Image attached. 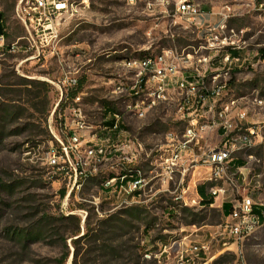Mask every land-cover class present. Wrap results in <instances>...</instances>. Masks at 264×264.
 I'll return each mask as SVG.
<instances>
[{
  "label": "rangeland",
  "instance_id": "1",
  "mask_svg": "<svg viewBox=\"0 0 264 264\" xmlns=\"http://www.w3.org/2000/svg\"><path fill=\"white\" fill-rule=\"evenodd\" d=\"M19 1L0 0L6 33L0 40V264H57L66 251L63 238L76 222L51 219L54 223L46 227V237L35 239L39 228L32 226L46 214L81 219L79 237L85 236L79 241L78 256L73 245L76 237H68L70 254L65 264H110L104 258L96 261L91 252V237L99 230L106 236L123 235L127 264H173L180 244L209 239H213V252L203 264H264V224L234 245H224L221 211L216 206H201V202L192 204V192H184V201L178 199L182 189L173 184L168 188L157 177L161 156L156 147L163 146L166 134L178 125L176 86L170 87L175 100L153 108L144 118L127 110L126 94L118 88L134 79L127 60L168 50L194 53L205 43L203 33L180 20L173 22L164 7L157 5L158 0H137L135 4L128 0H70L76 11L59 21L56 41L50 31L27 40V31L17 17ZM197 1L204 10L216 13L211 19L215 25L221 19L218 12L227 4L234 5L236 13L229 18L224 35L242 46L238 51L248 61L232 71V96L245 97L248 121L249 115L251 121H264V104L254 102L255 98L264 99V0ZM174 8L171 0L169 12ZM51 42L54 47H48ZM13 44L20 47L10 51ZM31 44L34 49L28 48ZM73 74L83 81L81 108L87 128L79 130L80 141L72 144L69 155L53 165L49 153L53 147L59 149L57 137L70 145L68 131L75 126L70 110L67 120L63 114L52 117L61 96L52 82ZM42 81L51 86L49 103L43 95L34 100L39 102L36 107L28 94L37 90L44 94ZM105 105L123 112L125 133L121 139L141 143L144 152L155 149L137 164L147 185L136 198L101 188L109 177L127 168L117 160L123 155L114 151L117 141L104 138ZM262 125L264 122H259V127ZM102 145L110 152L105 159L88 156L90 148ZM249 153L257 159L249 161L243 152L238 153L234 161L242 164L232 172L242 175L244 163L249 162L248 179L240 183L256 204L264 205V145ZM204 180L207 183L208 179ZM188 181L189 185L198 184V175L187 176L185 185ZM203 185L206 195L199 190L198 194L209 198L207 185ZM62 190H66L64 197ZM194 197H198L196 188ZM111 215L123 221L116 227L104 224ZM29 227L33 229L31 239H19L20 232ZM201 253H208V246H201Z\"/></svg>",
  "mask_w": 264,
  "mask_h": 264
},
{
  "label": "built area",
  "instance_id": "2",
  "mask_svg": "<svg viewBox=\"0 0 264 264\" xmlns=\"http://www.w3.org/2000/svg\"><path fill=\"white\" fill-rule=\"evenodd\" d=\"M130 4H135L137 0H128ZM175 8L169 12L168 6L171 0H158L157 5L164 7V12L173 19L186 23L189 26L196 27L203 33L202 43L194 53L186 55L175 53L168 50L162 53L160 59H151L145 61H132L137 67V81L119 88L125 92L126 97L129 93H136V103L131 106L129 112H145L147 108H141V101H148V106L154 98L163 96L164 83H171L176 86L178 113V125L173 131L167 134H174L176 145L167 144V134L163 146L156 149H168V156L159 160L158 178L163 185H175L176 189H182L177 197L184 201V192H192V204L200 205V201H208L201 197H194V188H200L201 177L210 176L213 178L234 179L236 190H217L216 202H210L209 206H216L223 215V224L220 225L223 231L220 235L223 237L224 245H234L243 238L253 234L262 223L260 216L255 212V201L253 196L243 184L241 179L247 180L249 162H245L242 169V175L228 174V162H232L234 153L243 145L259 140V122L264 121H242V97L232 100H225L223 104H216L217 93L224 91L231 85L232 71L237 67H243L248 58L243 56L239 49L242 46L236 45V42L224 35L227 29V22L233 13V5H225L219 13V23L212 24V17L215 12H201L192 10V3L189 0H173ZM17 17L27 31L26 39L35 38L40 33L52 32V38H58V23L61 19L73 15V11L68 8V0H20L17 5ZM4 36L0 37V40ZM1 45V43H0ZM54 47L50 43L48 47ZM17 44L11 46L10 51L18 49ZM29 49H34L31 44ZM208 54H203L202 51ZM237 52L236 54L234 52ZM165 57L174 59V66H166ZM195 60V75H188V70H184V61ZM223 78V80H221ZM52 82V81H51ZM60 91V99L57 101L52 113L62 115L67 120V111L70 110L73 119L78 120V129H70L71 144L66 145L57 137L60 142L59 149L53 147L50 151V163L57 164L60 157L69 155V149L72 144L77 145L80 141L79 130L87 128L86 121L82 112L81 104L83 93L77 90L81 84L79 75L63 76L57 82H52ZM256 102L263 100L255 98ZM233 108H240V115H233ZM215 109H222V123L213 121ZM114 115V131L116 133L118 145L126 142L121 139L124 131L119 129V117ZM200 116H209V123H200ZM179 118H186V126H179ZM247 131L245 142H238V132ZM213 139L218 141L213 142ZM141 147L139 142H135V149L127 158L117 159L120 165L136 166L140 163ZM150 149V156H152ZM93 151H103L105 159L110 152L102 145L96 150H89V157H93ZM257 159L252 156L249 161ZM78 178V169L76 168ZM81 175L83 171L79 170ZM198 175V184L185 185L187 176ZM147 177L124 178L114 181L110 185L101 186L111 188V192L125 193L136 198L141 195L139 192L147 185ZM125 203H129L124 199ZM190 205V204H186ZM226 206V209H225ZM213 237V234H211ZM201 246H208V253H201ZM213 239L203 242L180 244L173 264H203L207 261L209 255L213 252ZM171 248V247H170Z\"/></svg>",
  "mask_w": 264,
  "mask_h": 264
},
{
  "label": "bare ground",
  "instance_id": "3",
  "mask_svg": "<svg viewBox=\"0 0 264 264\" xmlns=\"http://www.w3.org/2000/svg\"><path fill=\"white\" fill-rule=\"evenodd\" d=\"M189 1L193 2L192 3V10H200L201 12H205L202 9L201 4L199 2H197L196 0H189ZM68 8L71 11H73V14L76 11L75 4L73 2H71L70 0H68ZM233 13L234 14L236 13V9H235L234 5H233ZM161 57H162V53H160V54L159 53H157V54L150 53V54H146L145 56H143V58H140V59H129V60H127L126 64L129 67L134 69L133 81H137V67L134 66V63L132 61H145V60H151V59H160ZM165 64H166V66H174V59H172V57H165ZM193 67H195V60L184 61V70L191 69L192 74H190V75H195V68H193ZM171 86H172L171 83H164L163 96H160L159 98H154L150 102V106H148V101H141V108H147L146 111L142 112V113H135L133 115H135L139 118H144L153 108L159 106L160 104H164V105L171 104V101L175 100L174 97L172 96L173 93H172L171 88H170ZM121 87H123V84L120 85L118 88H121ZM174 90H176V88H174ZM175 93H176V91H175ZM232 93H233V91H232L231 86H228L227 88L224 89V91L217 93L216 104H223L225 102V100L235 99L236 97L232 96ZM176 95H177V93H176ZM237 98H240V97H237ZM244 98L245 97H242V112H243L242 113V121H248L247 105H245L247 103L243 102ZM125 101L127 102V110L129 111L131 106H133V104L136 103V93H129V95L125 98ZM254 102L256 105L260 106V105L264 104V99L261 101H258V103L256 102V100ZM176 103H177V98L175 100V104ZM120 109H114L112 112L104 113L105 117L103 120V123H104L103 128H104V132H105L104 138L106 141L110 142L112 139L116 140V133H115L114 128H113V126H114V115L123 114V112ZM233 115H240V108H233ZM222 119H223L222 109H215L214 114H213V121H215V123H222ZM122 120H124L123 116H120L119 117V129H122V131H124V133H125V129H124L125 127L122 126V125H124ZM109 121H112L113 124L108 125ZM72 123L75 126V128H72V129H78V120L73 119ZM179 123L184 124V126H186V118H179ZM200 123H209V116H200ZM263 128H264L263 125L259 127V140L252 141L251 143H247L246 145H243L242 148H238V152L234 153V157L232 158V162L236 158V155L238 153H241V152H243L245 154V157L247 159L251 158L252 156H255L254 153H249V151L251 149L253 150V148L256 147L257 145L261 146L264 144ZM246 138H247V131H239L238 132V142H245ZM167 144L168 145H176V138H175L174 134H167ZM140 146H142L141 143H140ZM97 148L98 147H94V148L92 147L89 150H96ZM134 148H135V141L126 140V142L118 145L117 148H114V151L118 152V153L123 152V155L120 157L122 159V158H127V156L133 152ZM89 150H88V153H89ZM157 153H160L161 158H163L165 156H168V149H160L157 151ZM144 154H146L147 156H150V151L148 150V151L144 152V149L141 147L140 158L143 157ZM49 155H50V153H49ZM93 157H99V158L103 157V151H93ZM232 162H228V174L237 175L236 173L232 172V169H233ZM137 164H136V166L126 165L127 168L123 172H121L119 175L109 177L105 181L104 185H110L114 181L124 179V178H141V176H142L141 172L142 171L139 168H137V166H138ZM134 167H136V168H134ZM201 179L202 180L208 179L207 183H206L207 190H208V193L213 197L214 200H216V191L217 190H236V182L234 181V179L213 178V179H211V181H210V177L209 178H201ZM204 182H205V180H204ZM105 189L107 190L109 188H105ZM196 193H197V196L200 197L198 194V188H196ZM200 202H202V201H200ZM203 248L206 249L207 246H203Z\"/></svg>",
  "mask_w": 264,
  "mask_h": 264
},
{
  "label": "trees",
  "instance_id": "4",
  "mask_svg": "<svg viewBox=\"0 0 264 264\" xmlns=\"http://www.w3.org/2000/svg\"><path fill=\"white\" fill-rule=\"evenodd\" d=\"M3 15H5V14L3 13ZM5 34L6 33H4V35ZM10 50H11V48H10ZM234 53L236 54L237 52L235 51ZM232 83H233V79L231 81V85H232ZM40 84L45 87L44 88L45 93L43 94V91L37 90L35 92L33 91V93H31V94H28V96H31L30 97L31 100L34 101V100L41 98L44 95L43 97H45L47 103H49L48 94H49V89L51 86L49 83H47L45 81H42ZM82 85H83V81H81L79 88L73 92V95H75L78 91H80L82 89ZM34 102H35L34 105L37 107V105H39V102H37V101H34ZM45 107L47 108V105ZM104 108H105V113L112 112L115 109V108L113 109L110 105L109 106L105 105ZM108 123H107L108 125L113 124L112 121H109ZM122 126H124V125H122ZM201 185L202 186H200V188H198V190L200 191V193L202 195H206L205 185H203V184H201ZM61 194L64 197L66 194V190H62ZM210 202H212V200L202 201L201 203L204 204V206H209ZM133 209L139 210V207H134ZM225 209H226V206H225ZM255 212L260 216V218L264 222V205H255ZM51 219H54L55 222L67 221V220H72V221L76 222L73 230L69 231V233H68L69 235L67 234L68 236H64V238H63L64 243L66 245V251H64L62 256L56 260L57 264H65L68 257H69V254H70L69 248L67 246V238L68 237L69 238L76 237L73 240V245L76 249L75 250V257L78 256V249H79V244H80L79 241L81 240V238H83L85 236L84 235L83 237H79L80 232H81V227H80L81 219L79 217H77L76 215H72L70 218H67L65 216H62L61 218H55L52 215L46 214L45 217L41 221H39V223H37V225L32 226L33 228H35V227L39 228L36 236L33 238H35V239L39 238V240H40V239H44L46 237L45 236L46 227H49L54 223V221H51ZM121 221H123V220L121 218H119L118 216L111 215L107 220L102 221V222L104 224H107L109 222L112 226L114 225V227H116V226H118V223ZM32 232H33V229H31V227H29L26 230L21 231L20 233H22V234L18 238L22 239V240H26V241L28 240L29 241L31 239L30 233H32ZM99 232L100 233L95 232L91 237V242H92L91 252L95 254L96 261L104 258L107 261V263H110V264H127V261L129 258L128 247H127V241L124 240L123 235L121 233H119V234H117V236H106L103 233V231L99 230ZM73 264H76V262Z\"/></svg>",
  "mask_w": 264,
  "mask_h": 264
},
{
  "label": "crops",
  "instance_id": "5",
  "mask_svg": "<svg viewBox=\"0 0 264 264\" xmlns=\"http://www.w3.org/2000/svg\"><path fill=\"white\" fill-rule=\"evenodd\" d=\"M197 1V0H196ZM198 2V1H197ZM200 3V2H199ZM201 4V3H200ZM201 7H202V5H201ZM202 9H203V7H202ZM204 10V9H203ZM205 12H208L207 10H204ZM186 70H188V75H190V74H192V71H191V69H186ZM236 163H238V165H236ZM242 164V161L241 160H235V161H233V163H232V165H233V167H238V166H240ZM201 184H206V182H204V180H202L201 179ZM200 196V195H199ZM201 197V196H200ZM201 198H204V199H206V200H212V202H216V200H214L213 199V197L212 196H210L209 198H206V197H201ZM256 205H261V204H256ZM201 206H204V204H202L201 203ZM261 219V218H260ZM261 223H262V225L264 224V222L262 221V219H261Z\"/></svg>",
  "mask_w": 264,
  "mask_h": 264
},
{
  "label": "water",
  "instance_id": "6",
  "mask_svg": "<svg viewBox=\"0 0 264 264\" xmlns=\"http://www.w3.org/2000/svg\"><path fill=\"white\" fill-rule=\"evenodd\" d=\"M3 13L0 12V37L4 35V26L2 23Z\"/></svg>",
  "mask_w": 264,
  "mask_h": 264
}]
</instances>
